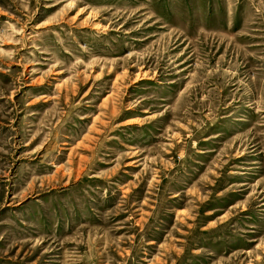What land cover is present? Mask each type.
<instances>
[{
    "label": "rangeland",
    "instance_id": "rangeland-1",
    "mask_svg": "<svg viewBox=\"0 0 264 264\" xmlns=\"http://www.w3.org/2000/svg\"><path fill=\"white\" fill-rule=\"evenodd\" d=\"M0 264H264V0H0Z\"/></svg>",
    "mask_w": 264,
    "mask_h": 264
}]
</instances>
